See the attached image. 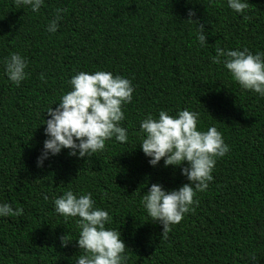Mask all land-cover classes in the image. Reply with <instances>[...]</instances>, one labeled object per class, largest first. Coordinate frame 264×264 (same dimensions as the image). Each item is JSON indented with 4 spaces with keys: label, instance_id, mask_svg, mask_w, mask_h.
<instances>
[{
    "label": "trees",
    "instance_id": "1",
    "mask_svg": "<svg viewBox=\"0 0 264 264\" xmlns=\"http://www.w3.org/2000/svg\"><path fill=\"white\" fill-rule=\"evenodd\" d=\"M57 9L61 19L49 33L45 26ZM189 9L203 25V47L196 23L185 21ZM241 46L264 52V0H248L242 14L226 0H44L35 13L0 0V62L13 52L28 57L19 86L0 63V202L23 209L0 217V264H73L78 229L52 204L68 188L91 193L108 211L126 247L125 264H264V98L241 89L210 60L218 47ZM97 70L133 85L122 109L128 140L113 138L83 158L64 149L37 168L44 111L69 90L72 75ZM184 108L199 113V129L214 124L229 150L216 159L208 188L195 193L194 211L165 237L141 195L152 183L173 189L188 181L163 159L147 163L138 125L147 113ZM64 234L70 241L61 246Z\"/></svg>",
    "mask_w": 264,
    "mask_h": 264
},
{
    "label": "clouds",
    "instance_id": "2",
    "mask_svg": "<svg viewBox=\"0 0 264 264\" xmlns=\"http://www.w3.org/2000/svg\"><path fill=\"white\" fill-rule=\"evenodd\" d=\"M44 0H15L21 7L37 12ZM227 7L242 14L248 0H226ZM48 21L45 31L54 33L61 19L60 12ZM196 13L189 9L185 21L196 23V40L203 47L206 36L203 25L194 20ZM247 20L246 15L243 16ZM211 63L221 64L231 80L243 90L264 98V52H253L246 46L238 49L216 48ZM2 72L16 86L28 75V57L19 52L10 53L3 59ZM43 78V77H41ZM69 90L62 93L55 103L44 111L42 147L35 159L37 168L44 161L66 149L69 156L90 157L105 149V142L128 140L127 129L121 126L125 119L123 106L132 100L133 85L121 75L109 71H79L68 81ZM199 113L187 108L177 109L175 115L158 110L153 116L147 113L139 121V148L147 163L156 166L161 159L165 167H179L180 174L188 181L177 188L165 189L159 182L147 187L140 198L141 205L151 221L162 226L161 235L167 236L170 226L177 224L194 211L198 200L195 193L203 192L213 180L216 159L229 150L216 126L206 130L197 127ZM137 144V143H136ZM186 162V166H181ZM48 200L46 194H42ZM53 211L65 220L74 218L78 234L75 238L79 254L73 264H125L127 255L121 233L110 225L106 209L95 205L91 193L74 192L71 188L52 199ZM20 207L13 208L8 202H0V217L19 216ZM61 246L68 241L66 234L59 237ZM254 260V255L252 256Z\"/></svg>",
    "mask_w": 264,
    "mask_h": 264
}]
</instances>
